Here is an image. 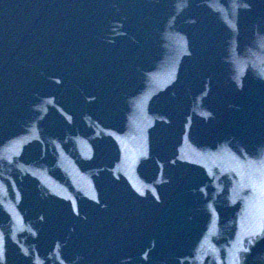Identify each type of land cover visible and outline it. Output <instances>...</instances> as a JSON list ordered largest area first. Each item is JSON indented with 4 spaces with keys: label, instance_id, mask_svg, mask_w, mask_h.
I'll return each mask as SVG.
<instances>
[{
    "label": "water",
    "instance_id": "obj_1",
    "mask_svg": "<svg viewBox=\"0 0 264 264\" xmlns=\"http://www.w3.org/2000/svg\"><path fill=\"white\" fill-rule=\"evenodd\" d=\"M240 264H264V0H254L245 121Z\"/></svg>",
    "mask_w": 264,
    "mask_h": 264
}]
</instances>
